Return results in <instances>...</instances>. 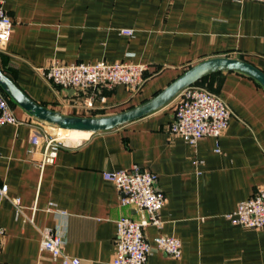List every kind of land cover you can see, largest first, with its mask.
Here are the masks:
<instances>
[{
  "label": "crops",
  "instance_id": "0c3cea01",
  "mask_svg": "<svg viewBox=\"0 0 264 264\" xmlns=\"http://www.w3.org/2000/svg\"><path fill=\"white\" fill-rule=\"evenodd\" d=\"M12 31L0 68L30 99L76 117H102L137 106L190 67L217 57L239 59L264 73V4L235 0H4ZM130 30L132 36L121 34ZM63 64L131 63L146 67L145 82L75 94L46 80L41 71ZM232 115L218 139L195 145L173 136L175 98L159 110L115 129L69 133L78 144L58 150L39 168L30 133L54 128L10 104L21 125L0 126V264H62L39 250L40 230L64 241L71 264H113L116 221H140L123 207L104 172L147 170L166 202L161 226H149L146 264H264V229L234 224L228 215L264 186V91L236 73L199 83ZM95 93L93 106L84 99ZM4 94V93H3ZM80 142V143H79ZM19 199L20 210L10 202ZM9 199V200H8ZM50 208V210H48ZM158 236L175 237V259L155 248Z\"/></svg>",
  "mask_w": 264,
  "mask_h": 264
},
{
  "label": "built area",
  "instance_id": "2783aa9c",
  "mask_svg": "<svg viewBox=\"0 0 264 264\" xmlns=\"http://www.w3.org/2000/svg\"><path fill=\"white\" fill-rule=\"evenodd\" d=\"M235 1L264 4V0ZM3 3L4 0H0V53L5 51L12 31V22L3 9ZM120 32L125 36H132L130 30ZM145 71L146 67L140 64L122 62L63 64L54 60L41 71V74L53 85L75 94L89 90L112 89L116 86H123L131 94H135L145 82ZM94 99L96 95L92 93L84 99V107L92 108ZM231 115V111L219 97L204 89L190 86L175 98L174 120L170 126V133L185 139L192 146L206 137L218 139L227 129ZM21 124L0 90V126ZM38 127L36 126L30 133L29 143L34 148L33 152L41 149L38 166L42 169L45 165L54 163L60 148L69 147L72 143L59 141L58 137L62 136L60 129L54 128V132L50 134ZM102 175L104 180L115 185L121 205L133 209L141 217L140 221L129 217H122L116 221L113 264H146L152 247L145 238L144 230L149 226L158 228L161 226L160 211L166 202L164 194L157 187V177L154 173L137 167L130 171L104 172ZM7 192V185L0 181V197L6 198ZM10 202L20 210L19 199H10ZM227 217L234 224L246 229H264V186L250 199L241 201L235 212ZM39 232V250L48 253L54 260L60 259L62 264H71L64 251L63 239L50 228H43ZM3 236L4 231L0 227V238ZM154 245L156 249L175 259L181 255V242L175 237L158 236L154 239Z\"/></svg>",
  "mask_w": 264,
  "mask_h": 264
},
{
  "label": "water",
  "instance_id": "95a60500",
  "mask_svg": "<svg viewBox=\"0 0 264 264\" xmlns=\"http://www.w3.org/2000/svg\"><path fill=\"white\" fill-rule=\"evenodd\" d=\"M218 73H236L256 83L264 91V73L239 59L217 57L202 61L179 75L151 99L122 112L102 117H76L50 110L30 99L0 68V90L34 120L56 129L104 132L139 120L171 102L181 91Z\"/></svg>",
  "mask_w": 264,
  "mask_h": 264
},
{
  "label": "rangeland",
  "instance_id": "374dc122",
  "mask_svg": "<svg viewBox=\"0 0 264 264\" xmlns=\"http://www.w3.org/2000/svg\"><path fill=\"white\" fill-rule=\"evenodd\" d=\"M192 87H194V88H197V89H203V88H201L200 87V85H198V84H195V85H193ZM205 90V89H204ZM60 135H62V136H59L58 138H59V141L61 142V143H72L73 145H75L76 144V142H73L72 140H70V135L69 134H66V135H63V134H61L60 133ZM66 136V137H65ZM63 137V138H62Z\"/></svg>",
  "mask_w": 264,
  "mask_h": 264
},
{
  "label": "bare ground",
  "instance_id": "6f19581e",
  "mask_svg": "<svg viewBox=\"0 0 264 264\" xmlns=\"http://www.w3.org/2000/svg\"><path fill=\"white\" fill-rule=\"evenodd\" d=\"M73 132H77V131H68V130H62L60 129V133L63 135L69 134V133H73ZM81 133H89V132H81Z\"/></svg>",
  "mask_w": 264,
  "mask_h": 264
},
{
  "label": "trees",
  "instance_id": "16d2710c",
  "mask_svg": "<svg viewBox=\"0 0 264 264\" xmlns=\"http://www.w3.org/2000/svg\"><path fill=\"white\" fill-rule=\"evenodd\" d=\"M205 80V79H204ZM204 80H202V81H200V82H198L197 84H199V83H201V82H203ZM257 85V84H256ZM4 96L7 98V100H8V103L9 104H12V102L9 100V98L4 94Z\"/></svg>",
  "mask_w": 264,
  "mask_h": 264
}]
</instances>
